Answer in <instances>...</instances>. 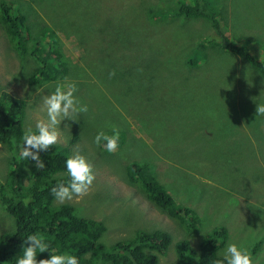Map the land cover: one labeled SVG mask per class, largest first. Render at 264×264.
<instances>
[{
    "label": "rangeland",
    "instance_id": "1",
    "mask_svg": "<svg viewBox=\"0 0 264 264\" xmlns=\"http://www.w3.org/2000/svg\"><path fill=\"white\" fill-rule=\"evenodd\" d=\"M20 1L18 9L31 35L41 34L39 44L47 45L37 46L36 52H53L52 58L65 61L69 70L63 80L59 76L47 80L39 74V80L31 78L29 72L41 67L38 56L27 64L21 61L0 25V88L26 102L25 129L34 128L37 121L47 123L42 98L58 83L75 84L74 95L92 110L80 114L77 122L60 125L74 128L80 139L77 148L86 149L84 156L97 179L86 195L64 203L73 205L80 216L107 224L104 241L111 243L132 237L136 230L152 231L153 224L183 233L177 222L167 224L159 212L145 211L152 209L150 204L128 191L127 184L126 191L119 184L127 161L155 158L159 181L175 192L184 191L188 181L210 191V200L219 206L207 207L205 216L217 215V227L228 224L235 244L246 245L239 232L247 233L251 241L264 238V115L255 113V103L264 102V79L239 58L215 51L200 67H186L195 46L212 33L204 17L174 18L177 7L191 0H159L160 6L158 0ZM209 1L221 11L220 28L229 41L246 44L253 57H258L260 46L264 56V0ZM151 6L157 13L149 24L145 12ZM128 32L135 33L133 44L114 47ZM190 110L195 111L193 119ZM113 129H122L126 143L108 156L93 144V137L99 130L111 134ZM61 131L56 144L62 147L67 140ZM181 139L186 141L179 146ZM191 140L195 145L188 147ZM9 159L10 153L0 145V179L9 171ZM188 195L176 197L179 205H188L201 194ZM116 197H124V203ZM236 199L237 211L230 203ZM126 207V217H117L116 210ZM243 209H248L246 217ZM9 220L0 213V233L8 230ZM175 258H160L158 264H173ZM254 258L251 264H264V257Z\"/></svg>",
    "mask_w": 264,
    "mask_h": 264
},
{
    "label": "trees",
    "instance_id": "2",
    "mask_svg": "<svg viewBox=\"0 0 264 264\" xmlns=\"http://www.w3.org/2000/svg\"><path fill=\"white\" fill-rule=\"evenodd\" d=\"M20 2V0H0V25L7 36L10 48L17 52L23 62L34 58L35 54L38 56V63L41 67L39 70L32 69L29 72L31 78L39 80L41 77L47 80H56V77L59 76L61 80L66 79L69 70L65 61L52 58L53 52L49 50L48 53L43 50L36 52L37 46L47 47V45L45 42L39 44V40L43 39L41 34L40 36L35 35V37L31 35L29 24L18 9ZM191 2L190 4L181 3L176 9L174 18L188 20L204 17L209 21L212 33L195 46L190 58L185 62L186 67H200L209 52L215 51L227 54L232 58H239L248 67L254 68V71L257 70L264 79L262 48L255 45L258 57H253L248 52L250 49L246 44L238 46L229 41L228 36L220 28L221 22H223L219 17L222 16L221 11H215L209 0H191ZM160 3L162 2L159 0L156 2L159 6ZM156 13L155 6H151V9H147L145 12L149 24L154 22ZM134 39H136L135 33L128 32L127 38L124 37L123 40L118 38L114 47L131 45ZM29 62L32 63V61ZM14 77L17 78V76ZM25 103L24 100H20L0 88V145L10 153V159L7 161L9 171L5 173V178L0 179V213L4 218L13 220L15 224L14 233L9 229L0 233V264H15L24 237L32 233L43 234L50 243V250L53 252L67 251L76 255L80 259V264H158L160 258L167 256L176 257L173 259V264H216L226 245L234 243L228 224L223 223V226L217 227L214 225L218 220L217 215L205 216V209L210 205L217 209L215 207L217 203L210 200L212 198L210 191L205 192L201 185L191 184L190 186L188 181L184 184V186H188L184 188V191L175 192L173 187L159 181L155 158L130 159L127 161V165L125 164L122 178L131 186L139 189L155 208L172 221L177 222L183 233L177 239L164 230H136L130 238L118 239L112 243L109 240L104 241V236L109 230L107 224L93 219L91 216H80L73 205L58 204L50 194V189L58 181L67 179L64 169L65 159L78 152V149H80V154H85L84 147L77 148L80 139L77 133L72 132L74 128L70 125L60 126L62 138L67 140V144L62 147L57 144L51 145L46 153L41 154L45 163L44 169L37 170L32 166L33 162L17 159L18 144L25 131ZM83 104L86 105L85 102ZM90 108L89 111L92 113ZM194 112L190 110V119H193ZM93 113L97 114L96 111ZM106 123L108 124V122ZM261 123L259 120L258 125L260 126ZM108 126L110 127V125ZM118 132L120 140L117 150L120 151L126 143V139L122 129H119ZM193 133L191 131L189 135L191 136ZM186 139H181L179 146ZM189 142L188 147L195 145L194 141ZM116 153L106 154L111 156ZM159 163L161 164V161ZM165 163L167 164V162ZM119 179L121 180V178ZM123 183L125 184V182ZM187 191L200 193L201 195L197 197L202 199L196 198L188 205H179L176 197L189 196ZM107 198L110 199L109 194H107ZM26 200L27 204L24 203ZM116 200L124 203L120 197H116ZM230 203H234V210L237 211L238 199L230 201ZM116 211L117 217L119 215L126 217L129 208H119ZM242 212H245L246 217L248 209H243ZM114 220L117 221V219ZM208 224L211 225L209 229L206 228ZM207 230L210 232L206 234ZM239 234L243 235L246 245L244 247L237 246L248 254L250 264L251 259L253 261V255H255L254 261L264 257V238L256 242L251 241L245 232H239ZM193 236H196V239H193ZM193 242H196L194 247L192 246ZM257 253L260 254L258 258L256 257ZM47 256V252L39 253L37 260L47 258Z\"/></svg>",
    "mask_w": 264,
    "mask_h": 264
},
{
    "label": "clouds",
    "instance_id": "3",
    "mask_svg": "<svg viewBox=\"0 0 264 264\" xmlns=\"http://www.w3.org/2000/svg\"><path fill=\"white\" fill-rule=\"evenodd\" d=\"M114 73H109L113 75ZM76 92V85L72 83L56 84L55 88L42 98V104L47 116V123L37 121L35 127H28L25 129L21 136V142L18 144L17 159L20 161L33 162V167L37 170L45 168L44 160L41 156L42 153H46L51 145L57 143L58 129L62 122L67 123L77 122V118L81 113L87 111V106L82 104L78 98L74 95ZM255 113L264 115V102L255 103ZM64 123V124H65ZM120 134L117 130L113 129L111 134L104 130H99L93 137V144L97 147H101L106 153H114L119 147ZM64 169L67 179H61L51 189L50 194L53 196L56 202L63 204L65 201H71L74 198L77 200L86 195L93 184L95 179V173L93 171L92 163L82 154L76 152L68 156L64 161ZM123 180V179H122ZM119 184L123 186V191H133L143 201H147L152 209H146L150 213H157L163 217L161 221L169 224L172 220L165 214L155 208L150 201L143 195V193L134 186L128 184L125 180V184L119 180ZM126 184L128 185L126 187ZM115 188L113 185H108ZM120 193H122L120 191ZM125 195L126 192H123ZM124 197H122L123 199ZM27 204V200L24 202ZM215 203V202H214ZM139 205H136V208ZM219 205L217 204L216 207ZM212 208V207H211ZM173 222V221H172ZM155 229L167 231L173 237L177 239L182 233L176 231H170L169 227L160 226L159 224H153ZM8 229L13 233L15 232V224L13 220L8 221ZM147 231V230H141ZM173 241H175L173 239ZM51 245L48 240L40 233L28 234L24 237L21 244V251L16 256L15 264H80V259L67 251L50 250ZM47 252V258L37 260L39 253ZM216 264H250L248 254L243 251L242 248H238L235 243H228L223 251L220 253V258L217 259Z\"/></svg>",
    "mask_w": 264,
    "mask_h": 264
}]
</instances>
